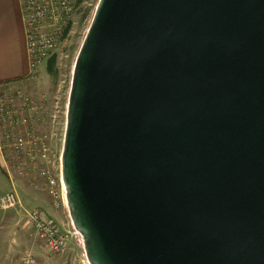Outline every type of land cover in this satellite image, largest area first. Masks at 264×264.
<instances>
[{"label":"water","instance_id":"obj_1","mask_svg":"<svg viewBox=\"0 0 264 264\" xmlns=\"http://www.w3.org/2000/svg\"><path fill=\"white\" fill-rule=\"evenodd\" d=\"M60 170L88 264H264V0H98Z\"/></svg>","mask_w":264,"mask_h":264},{"label":"built area","instance_id":"obj_2","mask_svg":"<svg viewBox=\"0 0 264 264\" xmlns=\"http://www.w3.org/2000/svg\"><path fill=\"white\" fill-rule=\"evenodd\" d=\"M79 1L20 0L31 78L37 75L39 67L55 50ZM51 103L46 93L33 95L20 86L0 87V137L2 147L23 156L29 169L44 179L52 207L61 209L65 208V191L60 155L57 159L54 157L45 135L34 127V123L47 114L52 115V122L59 118L58 110L49 112ZM19 206L22 205L15 191L0 194L1 210ZM25 223L50 253L58 254L64 250L69 232L62 230L41 210H25ZM18 264H37V258L30 250H25Z\"/></svg>","mask_w":264,"mask_h":264},{"label":"crops","instance_id":"obj_3","mask_svg":"<svg viewBox=\"0 0 264 264\" xmlns=\"http://www.w3.org/2000/svg\"><path fill=\"white\" fill-rule=\"evenodd\" d=\"M31 80L20 0H0V87L26 88L32 83ZM44 186L45 181L39 175L32 174L27 179L18 176L10 168L3 153L0 137V194L15 191L22 208L41 210L62 230L69 232L66 246L61 253H50L35 239L33 233L31 246L27 250L36 256L37 264H88L80 237L73 231L66 209L52 207ZM0 246V264H6V258L14 248H11V244ZM19 260L20 257L15 258L13 263L18 264Z\"/></svg>","mask_w":264,"mask_h":264},{"label":"rangeland","instance_id":"obj_4","mask_svg":"<svg viewBox=\"0 0 264 264\" xmlns=\"http://www.w3.org/2000/svg\"><path fill=\"white\" fill-rule=\"evenodd\" d=\"M97 1H79L71 16L68 28L60 38L55 50L39 67L37 75L32 77V83L25 88L33 95L46 93L50 98V102H52L49 112L59 111V118L54 122L51 119L52 115L47 114L48 116L42 117L34 123V127L45 135V140H47L56 159L62 148L65 125L64 112L74 60ZM49 67L52 68V72L48 70ZM2 148L10 168L18 176L28 179L32 174H36L32 169H29L23 156L17 155L9 148ZM32 233V229L25 223L24 208L19 206L11 210L0 209V245L5 247L11 244V248H14L10 252V256L6 258V264H14L15 258L18 259L25 250L30 248L33 238Z\"/></svg>","mask_w":264,"mask_h":264},{"label":"trees","instance_id":"obj_5","mask_svg":"<svg viewBox=\"0 0 264 264\" xmlns=\"http://www.w3.org/2000/svg\"><path fill=\"white\" fill-rule=\"evenodd\" d=\"M48 70L51 71V72L53 71L52 68H50V67L48 68Z\"/></svg>","mask_w":264,"mask_h":264}]
</instances>
